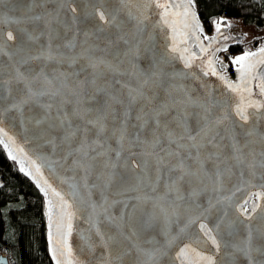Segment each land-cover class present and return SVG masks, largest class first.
<instances>
[{
  "label": "snow or ice",
  "instance_id": "6c2138e0",
  "mask_svg": "<svg viewBox=\"0 0 264 264\" xmlns=\"http://www.w3.org/2000/svg\"><path fill=\"white\" fill-rule=\"evenodd\" d=\"M193 7L194 0H84L82 4L78 0H56L52 11L29 18L42 22L43 30L38 35L27 30L17 34L7 31L6 40L16 45V52L0 47V56L11 65L5 74V65L0 62V89L4 92L0 95V116L9 113L22 118L37 142L68 147L69 156L79 153L89 157L94 153L90 164L75 163L86 172L98 167L97 179L109 193L115 189L121 194H136L129 203L112 201L121 205L123 212H109L107 199L101 205L95 232L101 249L98 264H161L165 257L173 264H217L222 245L229 250V264H264V225L253 224L257 211L264 208L251 197L235 206L238 218L227 224V212L213 221V227L205 222L220 201H209L190 219L189 224L198 227L216 255L184 243L172 257L168 250L175 240L169 238L159 247L142 235L159 215L174 214L175 209L164 206L165 199L175 193L176 201L183 200L180 190L208 175L206 164L215 169L218 182L224 175L220 165L228 162L244 166L253 174L257 168L264 170V74L258 71L264 66V47L232 58L239 73L238 83L217 72L215 52L228 49L226 45L216 48L197 67L204 76H217L232 96L228 102H217L211 95L196 98L175 82L179 74L172 62L179 53L183 68L191 69L202 58L180 45H187L191 39L201 53H206L217 37L203 35ZM153 9L158 16L156 29L149 23ZM175 17H183L179 42ZM213 24L221 36L222 26H233L223 18ZM161 26L168 30L162 45L157 43ZM201 35L210 41L207 47ZM37 43L39 48L33 53L31 46ZM141 61L144 68L139 67ZM109 76L113 78L111 87ZM117 76H128L135 84L115 79ZM253 81H257L255 95L259 99L253 98ZM136 106L137 123L130 131V113ZM0 133L7 136L2 127ZM113 138L118 144L115 150L107 144ZM9 155L16 159L11 152ZM36 171L40 172L39 167ZM44 183L48 184L46 180ZM161 190L164 195H157ZM41 191L48 194L46 188ZM52 192L61 207L55 221L49 208V227L55 224L56 228L55 236L49 233L53 260L55 264H86L73 255L68 242L74 213L65 209L72 205L55 189ZM192 195H196L195 189ZM255 195L264 198V193ZM149 204L152 212L145 215L142 209ZM238 225H243V235L236 231Z\"/></svg>",
  "mask_w": 264,
  "mask_h": 264
},
{
  "label": "water",
  "instance_id": "95a60500",
  "mask_svg": "<svg viewBox=\"0 0 264 264\" xmlns=\"http://www.w3.org/2000/svg\"><path fill=\"white\" fill-rule=\"evenodd\" d=\"M81 4L84 0H78ZM176 3H187V0H175ZM40 3V0H36L34 4L32 0H0V47L15 54L16 45L11 44L6 40V32L13 31L17 34L20 30H27L39 34L42 29V22H37L29 19L36 15H42L46 10L52 11L53 6L56 4V0H44L42 6H36ZM197 17V11L195 5L192 9ZM182 11V9H180ZM177 21V42L182 37L180 33L183 31V17H175ZM220 20V19H219ZM19 21V23H16ZM158 16L156 10L153 9L151 12L150 26L151 29H156ZM199 23H201L198 17ZM231 22V21H229ZM233 25L231 28L222 26L221 32L223 36H228L230 39L225 40L223 36L216 33L215 28L209 34L206 33L203 26L204 33L208 37H217L212 43V48L206 53H201L199 48L195 46L194 40H189L187 45L181 44L180 47H188L190 52L197 53L201 60H196L191 69L183 68V62L179 60V53L176 54V59L172 62L175 71L179 74L176 79V83L185 86L196 98H203L211 95L216 99L217 102H228L232 94L227 90L226 86L217 76H204L200 67L197 65L202 64V61H206L209 56L212 55L216 48H223L225 45L227 49L235 44H241L243 41L242 34L232 35L228 31L236 27V23L231 22ZM166 29L161 26L159 31V39L157 43L161 45L165 42L167 34ZM155 34V33H154ZM201 35L200 39L205 47L208 46L209 40H205ZM44 38H41V42ZM264 47V46H260ZM260 47L254 48L247 51H257ZM39 48V43L31 46V51L35 53ZM245 52V51H244ZM225 54L229 59L224 60L221 54ZM243 52L239 55H242ZM232 58L229 56V52L219 51L215 52L213 57L215 61V67L217 72L221 75H225L233 83H238L239 73L236 71V66L232 64ZM19 59V57H16ZM227 65V68L222 67L220 62ZM0 62L5 65V74L10 71L11 65L5 57L0 56ZM128 67L127 63L124 65ZM140 68H144L145 64L141 61L139 63ZM206 70V69H205ZM258 71L264 74V66ZM115 79L122 81H133L128 76H117ZM113 78L109 76L108 83L111 87ZM98 83L103 84V81ZM254 99H259L258 89L255 88L257 81H253ZM118 87V86H117ZM115 91V89H113ZM0 95H4L2 89H0ZM117 95H123L117 92ZM125 101V106H126ZM7 104L4 105L6 107ZM139 106H136L130 113V124L132 127L130 131H134V126L137 123L135 116ZM122 111V110H121ZM0 127L7 133L5 136L0 133V140L4 143H0L9 159L19 165L20 170L38 189L45 199V213H46V240L48 254L53 264L55 261L52 257L50 242V231L53 236L56 234L55 224L50 229L49 224V208L52 209V219L55 221L61 214L60 200L56 197L52 189L61 193L64 199L72 205V208L65 209V211H71L74 213L73 216V232L68 238V242L73 249V255L80 261L86 262V264H98V260L101 255V249L98 246V238L95 236L96 227L99 223L97 216L102 213L101 205L104 204L105 199L108 200L109 212L116 214L117 210L125 211L119 204L113 205L112 201L119 200L123 203H129L132 201L134 193L121 194L113 189L110 193L108 190L101 187V181L97 179L99 168L94 171L91 168L86 172L84 168H80L75 163L76 161H83L85 164H90V156L94 153H90L89 157H81L79 153H75L73 156H69L68 153L71 151L68 147H55L53 145L46 144L44 142H37L28 131V127L23 119H18L12 114L5 113L0 116ZM111 128V124L109 125ZM8 137H12L15 141L9 140ZM227 141H225L226 143ZM110 149H117L118 144L115 142V138L107 141ZM7 145V146H6ZM15 156L13 160L9 153ZM234 162H228L227 164L220 165V171L224 173L222 182H218L214 175L215 169L210 165L206 164L205 169L208 175L200 177V179L193 184L191 187L182 188L180 195L184 197L181 201H176V194L172 193L164 201V206L170 210L175 209L174 214L168 216L159 215L158 218L153 222L152 227L149 228L143 237L149 239L156 246L163 247L172 238L175 243L169 248V256L174 257L175 252L179 247L183 246L184 243L191 244L198 250L204 251L206 254L216 255L211 244L207 242L199 234V229L196 225H190L189 221L195 218L203 210L209 201L216 203L217 205L215 212L209 215L205 221L209 227H213V221L217 220L222 213L227 212L225 217V224L236 220L238 213L236 211V205L242 203L245 199L251 197V200L255 203H259L264 208V198H257L256 193H264V170L257 168L253 174L251 170L244 166H233ZM39 167L40 172L37 173L36 169ZM231 169V170H229ZM47 181L46 185L44 181ZM51 185V188H48ZM47 189V195L41 191V188ZM193 189L196 191V195L193 196ZM157 195L163 196L164 191L161 190ZM175 201V203H173ZM51 202V205H50ZM95 208V211H93ZM142 212L147 215L152 212L151 204L145 206ZM240 219H243L240 217ZM140 215L137 216L139 222ZM245 223H248L245 221ZM254 225H264V210H258L254 216ZM236 231L243 235V225H238ZM237 242L239 237L236 238ZM148 247V245H145ZM227 249L221 248V252L217 255V264H229ZM0 261L3 264L7 263L5 256H0ZM161 264H173L172 260L167 257L161 260ZM178 264V262H177Z\"/></svg>",
  "mask_w": 264,
  "mask_h": 264
},
{
  "label": "trees",
  "instance_id": "16d2710c",
  "mask_svg": "<svg viewBox=\"0 0 264 264\" xmlns=\"http://www.w3.org/2000/svg\"><path fill=\"white\" fill-rule=\"evenodd\" d=\"M194 5L207 34L221 18L264 29V0H194ZM244 51L241 44L228 48L230 57ZM45 217L43 195L0 144V250L6 253V264H53Z\"/></svg>",
  "mask_w": 264,
  "mask_h": 264
},
{
  "label": "rangeland",
  "instance_id": "374dc122",
  "mask_svg": "<svg viewBox=\"0 0 264 264\" xmlns=\"http://www.w3.org/2000/svg\"><path fill=\"white\" fill-rule=\"evenodd\" d=\"M230 21L236 23V27L232 29L230 32L229 31L228 32L232 35L242 34L243 41L241 43V46L243 47V49H245V51L252 50L260 46H264V29L262 28L257 29L253 26L244 25L240 21H234V20H230ZM214 28H215V25L213 24L212 30ZM2 252L4 251L0 250V256ZM4 254L6 257L5 252Z\"/></svg>",
  "mask_w": 264,
  "mask_h": 264
},
{
  "label": "built area",
  "instance_id": "2783aa9c",
  "mask_svg": "<svg viewBox=\"0 0 264 264\" xmlns=\"http://www.w3.org/2000/svg\"><path fill=\"white\" fill-rule=\"evenodd\" d=\"M221 56H222L223 59H225L223 54H221ZM1 256H5L4 252L1 253Z\"/></svg>",
  "mask_w": 264,
  "mask_h": 264
},
{
  "label": "bare ground",
  "instance_id": "6f19581e",
  "mask_svg": "<svg viewBox=\"0 0 264 264\" xmlns=\"http://www.w3.org/2000/svg\"><path fill=\"white\" fill-rule=\"evenodd\" d=\"M224 60H226V59H224ZM226 61H228V59Z\"/></svg>",
  "mask_w": 264,
  "mask_h": 264
},
{
  "label": "flooded vegetation",
  "instance_id": "af4514ba",
  "mask_svg": "<svg viewBox=\"0 0 264 264\" xmlns=\"http://www.w3.org/2000/svg\"><path fill=\"white\" fill-rule=\"evenodd\" d=\"M234 29V28H233ZM232 30V29H231ZM231 30H229V32L231 31Z\"/></svg>",
  "mask_w": 264,
  "mask_h": 264
}]
</instances>
